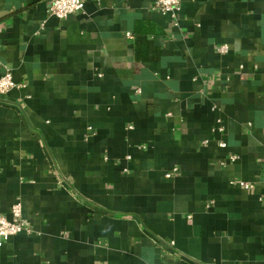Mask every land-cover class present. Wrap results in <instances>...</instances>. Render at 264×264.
I'll use <instances>...</instances> for the list:
<instances>
[{"label":"crops","instance_id":"crops-1","mask_svg":"<svg viewBox=\"0 0 264 264\" xmlns=\"http://www.w3.org/2000/svg\"><path fill=\"white\" fill-rule=\"evenodd\" d=\"M49 4L0 0V264H264V0Z\"/></svg>","mask_w":264,"mask_h":264},{"label":"built area","instance_id":"built-area-1","mask_svg":"<svg viewBox=\"0 0 264 264\" xmlns=\"http://www.w3.org/2000/svg\"><path fill=\"white\" fill-rule=\"evenodd\" d=\"M84 8V0H50L48 7V14L55 16L59 19H64L68 15L81 11ZM153 8L156 11L162 13L175 14L181 9V0H154ZM129 37H132L131 33H128ZM218 50L220 52H227L228 45L222 44L219 46ZM17 83L13 78L11 71L5 72L0 77V94L8 93L12 88L17 87ZM221 146H225L221 143ZM238 157L231 156L229 160L235 161ZM226 163V162H225ZM223 163V164H225ZM175 171V170H174ZM173 172H167L166 177H172ZM232 184L239 186L246 190H250L255 187L254 183L247 182L243 179L234 180ZM32 232V228L29 222L23 216V206L20 202L15 203L11 208V218L0 215V238L1 240H8L11 237L17 236L21 233Z\"/></svg>","mask_w":264,"mask_h":264}]
</instances>
